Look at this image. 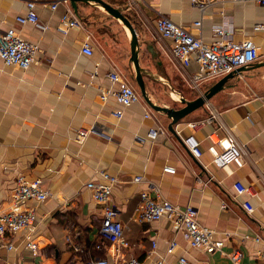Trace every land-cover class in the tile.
<instances>
[{
  "label": "crops",
  "instance_id": "obj_1",
  "mask_svg": "<svg viewBox=\"0 0 264 264\" xmlns=\"http://www.w3.org/2000/svg\"><path fill=\"white\" fill-rule=\"evenodd\" d=\"M29 1L45 28L16 20L27 13ZM104 1L120 8L134 26L145 89L157 105L179 108L182 99H195L225 75L207 76L194 60L188 65L179 61L171 52L172 41L157 31L159 14L200 32L206 43L216 39V26L225 29L224 39L250 38L259 57L174 124L173 134L167 127L171 119L141 95L129 106L113 95L122 82L132 87L135 82L130 32L119 19L94 2H77L74 11L69 0H0V27H12L39 47L25 69L0 59V209L20 174L40 179L51 193L45 201L23 203L35 211V227L10 236L13 248L0 247V264H80L92 257H103L108 264L132 259L138 264H178L180 256L191 264H233L228 254L235 249L242 253L239 264H264V4L216 0L201 12L190 0ZM65 12L78 24L63 32ZM198 19L200 30L193 25ZM84 43L91 54L82 52ZM110 72L119 79L112 81ZM197 73L201 77L195 79ZM102 92H107L104 99ZM200 120L203 124L195 129L188 125ZM151 129L162 131L150 138ZM228 131L241 146L244 163L226 170L213 163L209 147ZM189 136L193 149L184 142ZM167 166L174 172L164 171ZM104 172L117 179L111 202L115 218L124 225L127 247L115 249L104 242L95 248L101 241L102 206L85 183L102 181ZM236 181L252 193L236 194ZM142 191L179 207L194 206L198 222L211 230L213 239L223 241L221 251L191 246L168 217L139 221ZM246 200L251 213L242 205ZM26 236L36 250L26 246ZM172 241L175 245L168 250Z\"/></svg>",
  "mask_w": 264,
  "mask_h": 264
},
{
  "label": "built area",
  "instance_id": "obj_2",
  "mask_svg": "<svg viewBox=\"0 0 264 264\" xmlns=\"http://www.w3.org/2000/svg\"><path fill=\"white\" fill-rule=\"evenodd\" d=\"M192 4L197 6L202 12L206 6L216 0H190ZM230 1H246V0H230ZM264 4V0H254ZM51 8L56 7L53 2ZM28 11L25 15L17 16L19 23L31 22L36 26L44 27L39 23L38 16L33 10L34 2L27 3ZM62 31L68 27L76 26L78 20L74 15L64 13L61 16ZM193 25L200 30L201 19L196 20ZM156 28L161 36L169 38L172 41L171 52L184 65H188L194 60L200 70L205 72L207 76L217 77L224 75L240 66H247L259 57V50L256 44L250 39L245 38L241 41H233L225 36V29L222 26H216L214 32L216 39L211 43L202 40L200 32L192 33L187 28L173 22L170 18L163 14H159L156 18ZM39 51L37 44L29 42L21 38L12 27H0V59L6 65H14L21 69L27 68L34 59L35 53ZM82 52L91 54L92 50L88 43L82 46ZM109 77L112 81L118 80L119 76L115 72H110ZM201 77L195 74L194 78ZM107 92H102L101 98L104 99ZM116 100L123 106L140 99L139 92L131 85L122 82L119 88L113 92ZM113 115L121 116L120 111H114ZM203 124V120L190 122L188 125L195 129ZM159 131H162L160 129ZM157 129H151L148 132L150 138H155L159 133ZM86 132V131H85ZM184 142L189 148L193 149L194 145L191 137H187ZM213 163L219 167L229 170V166L234 165L241 167L244 163L243 150L236 141L232 132L228 131L213 141L209 147ZM166 172H174L172 167H164ZM102 181H88L85 188L89 189L92 198L102 206V218L98 228V237L101 241L95 244V248H100L104 242L109 243L115 249L117 247H127L128 242L123 237L124 225L115 218L114 206L111 202L112 185L116 182V178L108 173H102ZM141 176H135L133 180L140 181ZM236 194H250L249 186L240 181L234 183ZM51 197V193L42 187L40 179L29 180L24 175L17 176L15 184L12 188L10 198L6 205L0 209V247L7 249L13 248L10 236L20 231L30 233L35 227L36 215L33 209H25L23 203L33 201H45ZM247 212L253 211L252 205L246 200L242 202ZM137 219L142 222H150L158 220L162 217H168L172 220L178 230H181L193 247L204 248L207 252L220 250L223 241L213 239L212 232L209 228L201 225L197 220V209L192 205L179 207L167 200H162L151 196L148 192L142 191L136 208ZM28 237V236H26ZM259 240V238H256ZM66 240L75 250L80 247L75 244L70 236H66ZM261 242L260 253L264 257V241ZM153 242V247L155 246ZM175 241L169 244L168 250H172ZM26 246L32 250H36V243L27 238ZM233 264H239L242 257L240 250H232L228 254ZM80 264H108L103 257H92L82 260ZM125 264H138V261L132 259ZM178 264H191L186 257L180 256Z\"/></svg>",
  "mask_w": 264,
  "mask_h": 264
},
{
  "label": "water",
  "instance_id": "obj_3",
  "mask_svg": "<svg viewBox=\"0 0 264 264\" xmlns=\"http://www.w3.org/2000/svg\"><path fill=\"white\" fill-rule=\"evenodd\" d=\"M69 2H70L74 11L77 10V2H82V3L94 2V3H97L108 14H110L114 18L119 19L123 23V25L129 30V32H130V44H129L130 57H129V59H130V62L132 63V66H133L134 79H135V82L137 84L140 95H141L142 99L153 110L163 112L171 119L167 127H168V130H170L173 134H175V130L173 128L174 124H176L179 120L184 118L187 114H189L193 110L202 106L205 103L206 99H209L212 95H214L216 92H218L219 90H221L223 88V86H224V84L228 78L232 77L236 72L242 71L244 68V66H240L237 69L226 73L224 76L219 78L209 88H207V90H205L201 95H199L195 99H193V100L182 99L181 100L182 106L179 108L164 107V106L157 105L154 102H152V100L148 96L146 89H145V83H144V79H143V70L140 67L139 57H138V55H139V41H138L134 26L130 22L129 18L121 11L120 8L114 7L104 0H69Z\"/></svg>",
  "mask_w": 264,
  "mask_h": 264
},
{
  "label": "rangeland",
  "instance_id": "obj_4",
  "mask_svg": "<svg viewBox=\"0 0 264 264\" xmlns=\"http://www.w3.org/2000/svg\"><path fill=\"white\" fill-rule=\"evenodd\" d=\"M133 81V80H132ZM135 82H131V84L136 87V85L134 84ZM136 90L138 89L137 87L135 88Z\"/></svg>",
  "mask_w": 264,
  "mask_h": 264
}]
</instances>
